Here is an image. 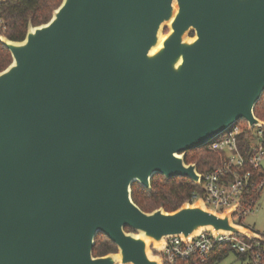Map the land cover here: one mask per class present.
Listing matches in <instances>:
<instances>
[{
  "label": "water",
  "instance_id": "obj_1",
  "mask_svg": "<svg viewBox=\"0 0 264 264\" xmlns=\"http://www.w3.org/2000/svg\"><path fill=\"white\" fill-rule=\"evenodd\" d=\"M0 42V264H164L168 236L262 237L202 198L145 211L132 184L200 185L189 150L264 124V0H62ZM98 234L117 251L95 256Z\"/></svg>",
  "mask_w": 264,
  "mask_h": 264
},
{
  "label": "built area",
  "instance_id": "obj_2",
  "mask_svg": "<svg viewBox=\"0 0 264 264\" xmlns=\"http://www.w3.org/2000/svg\"><path fill=\"white\" fill-rule=\"evenodd\" d=\"M6 29L0 14V35L6 34ZM242 130L243 126L237 120L205 144L208 150L221 156V161L208 171L201 172L200 189L194 191L190 199L195 202L202 198L209 209L218 212L235 207L232 216L238 223L242 222L235 218L242 220L253 211L257 194L264 188V124L253 126L251 132L254 138L250 140V149L246 153L239 144ZM223 245L233 252L247 253L253 264H264V236L248 238L224 231L214 232L213 229L202 230L188 240H183L180 235L168 236L157 253L164 264H207L211 252Z\"/></svg>",
  "mask_w": 264,
  "mask_h": 264
},
{
  "label": "trees",
  "instance_id": "obj_3",
  "mask_svg": "<svg viewBox=\"0 0 264 264\" xmlns=\"http://www.w3.org/2000/svg\"><path fill=\"white\" fill-rule=\"evenodd\" d=\"M62 0H5L0 3V14L3 16L7 29L6 35L13 40H22L27 32L29 22L39 25L47 22ZM12 61V55L7 47L0 42V71L5 69ZM255 114L264 120V92L255 106ZM254 138L248 126H243L239 136V144L244 153L250 149V140ZM206 147H197L188 151L186 162H194L200 172H206L219 164L221 156ZM200 189L188 177L165 178L163 175H155L151 181V190L146 189L138 182L132 184V197L134 201L145 211H152L163 206L172 211L191 199L194 191ZM260 194H257L259 197ZM129 230V228H127ZM117 251L116 245L105 235L98 234L93 247L95 256L105 255ZM230 252L228 246H218L210 254L207 264H220ZM238 257L246 258L247 253L234 252Z\"/></svg>",
  "mask_w": 264,
  "mask_h": 264
},
{
  "label": "rangeland",
  "instance_id": "obj_4",
  "mask_svg": "<svg viewBox=\"0 0 264 264\" xmlns=\"http://www.w3.org/2000/svg\"><path fill=\"white\" fill-rule=\"evenodd\" d=\"M170 31V25L168 23L163 25V30L162 33L167 34ZM189 36L194 35L193 32H190L188 34ZM239 122L241 123L242 126L247 125V121L244 119H240ZM205 145L201 146L204 147ZM206 147V146H205ZM207 149V148H205ZM193 150V149H192ZM190 150V151H192ZM263 166H264V161H263ZM236 221H241L243 224L251 227L255 231L259 232L264 236V188L262 189L256 206L254 207L253 211L247 213L242 220H239V218H235ZM150 249L152 250L153 248V242H150L149 244ZM154 254H158L157 250L153 249L152 250ZM221 264H240V261L237 258V255L234 252H230L228 256L222 260Z\"/></svg>",
  "mask_w": 264,
  "mask_h": 264
},
{
  "label": "crops",
  "instance_id": "obj_5",
  "mask_svg": "<svg viewBox=\"0 0 264 264\" xmlns=\"http://www.w3.org/2000/svg\"><path fill=\"white\" fill-rule=\"evenodd\" d=\"M237 258H238V260L240 261V264H253L252 262H251V260L248 258V257H246V258H241V257H238L237 256ZM222 262V261H221ZM221 262H220V264H221Z\"/></svg>",
  "mask_w": 264,
  "mask_h": 264
}]
</instances>
